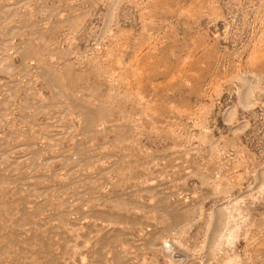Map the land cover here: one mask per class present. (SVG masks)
<instances>
[{"label": "rangeland", "instance_id": "374dc122", "mask_svg": "<svg viewBox=\"0 0 264 264\" xmlns=\"http://www.w3.org/2000/svg\"><path fill=\"white\" fill-rule=\"evenodd\" d=\"M0 264H264V0H0Z\"/></svg>", "mask_w": 264, "mask_h": 264}]
</instances>
